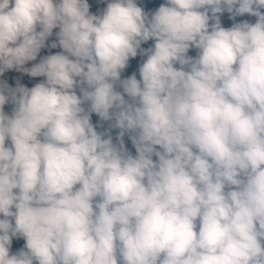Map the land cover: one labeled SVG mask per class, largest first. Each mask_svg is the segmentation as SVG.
<instances>
[{
  "label": "clouds",
  "instance_id": "clouds-1",
  "mask_svg": "<svg viewBox=\"0 0 264 264\" xmlns=\"http://www.w3.org/2000/svg\"><path fill=\"white\" fill-rule=\"evenodd\" d=\"M0 264H264V0H0Z\"/></svg>",
  "mask_w": 264,
  "mask_h": 264
},
{
  "label": "trees",
  "instance_id": "trees-1",
  "mask_svg": "<svg viewBox=\"0 0 264 264\" xmlns=\"http://www.w3.org/2000/svg\"><path fill=\"white\" fill-rule=\"evenodd\" d=\"M158 2H159V0H154V3H158ZM132 64L135 65V61H132ZM93 119H95V117ZM127 146L131 149L130 144H128Z\"/></svg>",
  "mask_w": 264,
  "mask_h": 264
},
{
  "label": "rangeland",
  "instance_id": "rangeland-1",
  "mask_svg": "<svg viewBox=\"0 0 264 264\" xmlns=\"http://www.w3.org/2000/svg\"><path fill=\"white\" fill-rule=\"evenodd\" d=\"M225 26H227V23L225 24ZM25 82H27V78H25Z\"/></svg>",
  "mask_w": 264,
  "mask_h": 264
}]
</instances>
